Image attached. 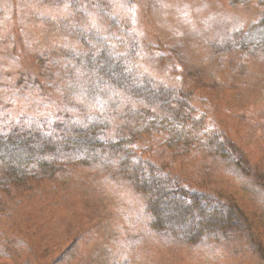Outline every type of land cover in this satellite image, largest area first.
I'll return each instance as SVG.
<instances>
[{"label":"rangeland","instance_id":"obj_1","mask_svg":"<svg viewBox=\"0 0 264 264\" xmlns=\"http://www.w3.org/2000/svg\"><path fill=\"white\" fill-rule=\"evenodd\" d=\"M262 17L264 5L234 0H0V127L20 118L57 131L79 125L87 114L76 96L94 92L71 87L64 57L108 50L137 80L189 96L239 143L238 177L205 171L201 156H172L161 133L138 134L135 149L191 189L234 201L251 224L243 218L244 235L206 244L168 241L149 228L145 197L118 170L65 160L11 193L0 264H264V51L237 40Z\"/></svg>","mask_w":264,"mask_h":264},{"label":"trees","instance_id":"obj_2","mask_svg":"<svg viewBox=\"0 0 264 264\" xmlns=\"http://www.w3.org/2000/svg\"><path fill=\"white\" fill-rule=\"evenodd\" d=\"M234 2L264 5V0ZM237 40L243 50L264 51V17ZM64 59L72 72L68 78L71 87L81 89V93L82 89L86 94L94 92L93 97L76 96L85 105L87 117L80 119L79 125L71 124L66 131L46 129L36 120L26 118L9 120L0 127V213L8 210L10 195L16 187L23 185L25 190L24 179L41 178L57 162L74 159L97 161L108 164L113 172L118 170L116 175L133 184L145 197L149 228L166 235L168 241L174 238L173 242L181 245H201L212 237L225 240L245 234L241 226L249 224L248 218L237 203L210 191L206 194L197 186L191 189L183 176L166 165L145 161L139 149H135L136 143L142 141L138 134L161 133L172 156H201L203 165H211L205 171L217 166L219 170L227 168L231 177H238L245 167L244 150L239 143L196 112L189 96L137 80L123 57H113L104 50L99 54H78L76 58L70 54ZM74 62L79 66L76 70L70 66ZM240 185L247 191L244 183ZM60 263L62 258L57 264Z\"/></svg>","mask_w":264,"mask_h":264}]
</instances>
